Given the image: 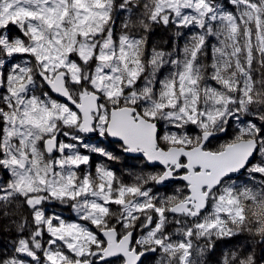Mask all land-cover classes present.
I'll use <instances>...</instances> for the list:
<instances>
[{"label": "snow or ice", "instance_id": "obj_1", "mask_svg": "<svg viewBox=\"0 0 264 264\" xmlns=\"http://www.w3.org/2000/svg\"><path fill=\"white\" fill-rule=\"evenodd\" d=\"M6 229L0 264H264V0H0Z\"/></svg>", "mask_w": 264, "mask_h": 264}, {"label": "flooded vegetation", "instance_id": "obj_2", "mask_svg": "<svg viewBox=\"0 0 264 264\" xmlns=\"http://www.w3.org/2000/svg\"><path fill=\"white\" fill-rule=\"evenodd\" d=\"M130 164L138 163L136 161H129ZM67 215V213H65ZM13 234H9V230H5L3 233H0V252L7 253L11 250V246L13 244Z\"/></svg>", "mask_w": 264, "mask_h": 264}, {"label": "trees", "instance_id": "obj_3", "mask_svg": "<svg viewBox=\"0 0 264 264\" xmlns=\"http://www.w3.org/2000/svg\"><path fill=\"white\" fill-rule=\"evenodd\" d=\"M170 35H171V33H167V32H165L164 30L161 29V30L156 32V34L153 37V39L156 42H160L161 40L167 41ZM241 242H243V240H241Z\"/></svg>", "mask_w": 264, "mask_h": 264}]
</instances>
